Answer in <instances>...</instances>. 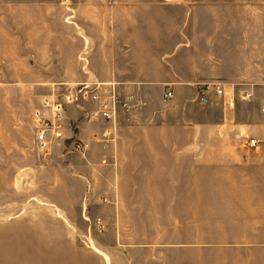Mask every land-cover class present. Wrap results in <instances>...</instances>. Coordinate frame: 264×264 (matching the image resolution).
I'll return each instance as SVG.
<instances>
[{"label":"crops","instance_id":"obj_1","mask_svg":"<svg viewBox=\"0 0 264 264\" xmlns=\"http://www.w3.org/2000/svg\"><path fill=\"white\" fill-rule=\"evenodd\" d=\"M103 6L105 14L97 9ZM108 7L0 0V71L25 64L39 74L24 83L0 80V87L47 90L36 96L35 130L37 114L54 120L60 86L95 83L128 94L109 121L93 116L96 105H65L59 137L45 151L35 147L39 167L51 173L49 208L67 216L72 206L84 231L98 233L84 246L71 234L53 239L54 261L264 264V7L164 2V15L149 14L148 28L131 7L128 17H114L128 20L117 36L109 32ZM14 51L27 59L15 60ZM61 51H73L70 77L59 75ZM76 228L65 222L61 230Z\"/></svg>","mask_w":264,"mask_h":264},{"label":"rangeland","instance_id":"obj_2","mask_svg":"<svg viewBox=\"0 0 264 264\" xmlns=\"http://www.w3.org/2000/svg\"><path fill=\"white\" fill-rule=\"evenodd\" d=\"M91 1L96 2L98 6L105 5V1H107L109 32L114 31V36H117L126 32L128 20L124 18L117 22L118 19L115 20L114 17H128V14L134 13V10L129 8L135 7V14L145 24L144 27L148 28L152 26L149 23V14L158 17L164 15L160 9L161 3L181 0ZM116 1L126 9L123 14L116 12ZM252 5L264 7V0H252ZM145 7H151V12L149 13V8ZM97 9L102 11V14L107 11L104 6L102 9L100 7ZM130 10L131 12H129ZM111 19H114L115 22L112 23ZM97 29L98 26L94 24L88 30L89 33H92L94 40L99 37ZM119 41L122 42V40ZM0 54H6V52L0 51ZM134 54L140 57L142 51H134ZM85 57V54L80 57L82 63L85 62ZM13 58L18 61L25 60L27 53L26 51H14ZM128 58V54H126L125 60ZM113 59L117 60L115 56ZM61 61L59 75L62 77L72 76L74 74L71 66L73 51H61ZM14 67L26 68L27 66L19 64ZM129 68V65L125 64V70L120 74L127 75ZM23 69L0 71V80L3 83H16V81L24 83L25 80L38 79V73ZM95 74H101L100 70H97ZM67 87L70 86L58 87L59 100L61 95L66 93ZM116 91L119 100H122L120 107L124 106L123 108H125V97L128 94L119 89ZM37 95L47 96L48 92L46 89H35L30 86L0 87V264H60L54 261L52 256L50 247L53 239L69 237L71 234L72 240H76L77 244L82 246H84L83 241L86 238L90 244L93 239H97L98 233L84 231V223L79 220L76 209L68 206L70 210L68 215L59 216L52 211V208H49V201L44 198V196L50 197L52 195V190L48 184L49 179L45 178V175H51V173H45L44 169L39 167V156L35 148L37 146L35 143L36 130L32 123V112L37 107ZM56 103L63 102L57 101ZM81 104L92 106L83 102L78 103V105ZM64 106L65 104H62L61 108ZM91 111H94V108L89 112ZM65 222L75 224L77 226L76 231L61 230L62 224ZM110 237H105L104 241L109 243Z\"/></svg>","mask_w":264,"mask_h":264},{"label":"built area","instance_id":"obj_3","mask_svg":"<svg viewBox=\"0 0 264 264\" xmlns=\"http://www.w3.org/2000/svg\"><path fill=\"white\" fill-rule=\"evenodd\" d=\"M208 89V86H205ZM216 93L220 94L221 90L215 88ZM165 98H170L171 93L164 94ZM61 102L53 103V121L47 118L36 115V143L40 150L45 151L50 143L59 137L58 121H59V110L62 104L65 105H78L79 102L93 104L97 106L93 116L109 121L115 116L116 109L122 104V100H119L117 93L114 89H108L106 86L97 85L95 83H81L73 87H67L66 93L61 95ZM202 104L207 103V100L203 97L200 98ZM124 104V103H123ZM126 104V103H125ZM251 144L254 141L250 142ZM75 149H81L80 145H75Z\"/></svg>","mask_w":264,"mask_h":264}]
</instances>
